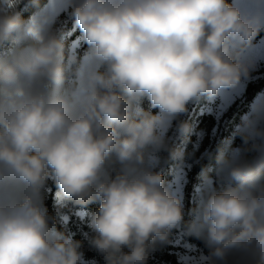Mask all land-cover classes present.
Here are the masks:
<instances>
[{"label":"clouds","instance_id":"1","mask_svg":"<svg viewBox=\"0 0 264 264\" xmlns=\"http://www.w3.org/2000/svg\"><path fill=\"white\" fill-rule=\"evenodd\" d=\"M29 2L23 18L0 0V264H90L48 213L50 182L61 208L99 204L87 239L104 264H148L176 229L202 241L205 264H264V99L190 220L162 171L185 161L189 105L251 78L264 0ZM60 7L83 53L66 44Z\"/></svg>","mask_w":264,"mask_h":264},{"label":"trees","instance_id":"2","mask_svg":"<svg viewBox=\"0 0 264 264\" xmlns=\"http://www.w3.org/2000/svg\"><path fill=\"white\" fill-rule=\"evenodd\" d=\"M44 2V0H42ZM16 11L23 18L30 17L35 9L30 4L29 0H19L15 6ZM67 17L66 13L59 16L60 20ZM66 44L71 45L80 36V32L72 23L71 18L63 27ZM264 36V32L256 38V41ZM255 41V42H256ZM82 44V43H81ZM79 47L83 53V47ZM264 90V76L252 82H248L245 86L243 97L234 102L231 107L223 114L220 121H217L213 114L205 113L203 110L208 103L207 98L189 105V111L182 119L186 120L191 126V133L187 138V142L183 138L177 139V144L186 148L185 161H196L192 164L187 173V181L183 190V202L185 205V221L191 219L190 209L195 206L197 199V189L203 184L206 179H211L217 187L220 186L217 175L218 159L223 155H228L233 149L243 150L247 147L240 136L236 135V126L241 123V117L249 111V107L254 99ZM143 107L148 110L149 104L147 100L144 101ZM155 111V110H152ZM171 135V132H169ZM198 135H202L199 148L195 151V145L198 141ZM166 157V153L160 154ZM184 161V162H185ZM192 161V162H193ZM181 165V164H180ZM176 161H168L162 166V171L166 181H171L174 177L175 171L180 166ZM58 189L51 182L49 183V191L45 200L48 213L56 221V228L58 230H67L68 233L74 234V238L82 241L81 251L83 252V259L95 260L103 262V258L93 250L87 237L91 235V229L83 222H81L75 215L77 211H84L87 216L94 212L98 207V203L89 204L86 208H81L68 202L63 208L58 204ZM60 212L61 215H57ZM68 217V222L65 223L63 217ZM182 235L184 240L192 245L204 248L201 240L186 234L182 229L173 230L170 234L167 243L157 242L154 253L159 262L167 264H180L177 260V252L180 251L174 241L177 236Z\"/></svg>","mask_w":264,"mask_h":264},{"label":"rangeland","instance_id":"3","mask_svg":"<svg viewBox=\"0 0 264 264\" xmlns=\"http://www.w3.org/2000/svg\"><path fill=\"white\" fill-rule=\"evenodd\" d=\"M19 1V0H18ZM58 4L62 5L64 3V0H57ZM70 7V5H69ZM67 9L64 7H60L59 11L57 13L58 17L66 13ZM70 17H65L64 19L59 21V26L64 27L66 22L69 20ZM82 41H79L78 39L71 44L73 48H79ZM264 52V46H260L259 48ZM264 76V67H262L258 72L253 73L250 79L243 80L236 88L222 91L221 94L216 97L213 100H208L207 105L204 108L205 113H211L214 115L217 121H220L223 114L231 107V105L240 100L243 97V93L245 90V86L248 82L255 81L257 79H260ZM257 98L264 99V90L257 95ZM253 103V102H252ZM252 105V104H251ZM172 135V133H171ZM175 138V137H174ZM202 140V135H198V141L195 145V151L199 148L200 142ZM190 159V158H189ZM187 160L183 164H181L177 170L175 171L173 179L170 181L176 190L178 195H181L183 198V190L187 181V173L189 169L191 168L192 164L196 161L193 160ZM193 161V162H192ZM198 193V192H197ZM76 217L83 223H85L88 226V216L84 211H77L75 213ZM63 220L65 223L68 222V217L64 216ZM89 227V226H88ZM174 245H176L178 248H180L177 252V260L180 264H205V256L207 253V249L200 248L195 245L189 244L184 240V237L179 234L177 238L174 241ZM86 262H90V264H104L101 262H97L95 260H85ZM148 264H167L162 263L157 260L155 257L154 251H152Z\"/></svg>","mask_w":264,"mask_h":264},{"label":"crops","instance_id":"4","mask_svg":"<svg viewBox=\"0 0 264 264\" xmlns=\"http://www.w3.org/2000/svg\"><path fill=\"white\" fill-rule=\"evenodd\" d=\"M262 45L264 46V36L255 42V47L250 52L251 57L256 63V68L253 73L258 72L262 67H264V52L259 49Z\"/></svg>","mask_w":264,"mask_h":264},{"label":"snow or ice","instance_id":"5","mask_svg":"<svg viewBox=\"0 0 264 264\" xmlns=\"http://www.w3.org/2000/svg\"><path fill=\"white\" fill-rule=\"evenodd\" d=\"M5 2H6L9 6H16V4L18 3V0H5Z\"/></svg>","mask_w":264,"mask_h":264}]
</instances>
